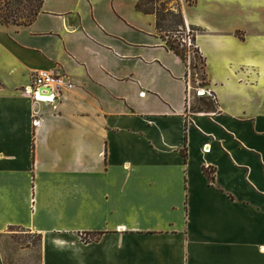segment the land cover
<instances>
[{"label": "crops", "instance_id": "crops-1", "mask_svg": "<svg viewBox=\"0 0 264 264\" xmlns=\"http://www.w3.org/2000/svg\"><path fill=\"white\" fill-rule=\"evenodd\" d=\"M139 1L0 23V237L40 235L41 264H264V22L242 18L264 0H180L217 102L200 112ZM41 69L76 83L57 109L22 92Z\"/></svg>", "mask_w": 264, "mask_h": 264}, {"label": "trees", "instance_id": "trees-1", "mask_svg": "<svg viewBox=\"0 0 264 264\" xmlns=\"http://www.w3.org/2000/svg\"><path fill=\"white\" fill-rule=\"evenodd\" d=\"M161 1L160 7H158L160 0H140L137 7L141 11L156 14L158 31L162 34L170 49L187 63H189V54H191V63L188 65L192 71L193 83H196V74L200 75V68L202 69L201 80L207 84L206 60L196 46L197 35L203 29L198 26L191 27L195 45L188 47L182 41L187 26L180 0H176V7H168L165 0ZM43 5L44 0H0V23L17 26L29 25L42 11ZM199 61L201 65L198 64ZM199 99V103L194 104L192 107L193 112L216 111L217 102L212 97L205 96ZM183 154L187 158L186 150L183 151ZM204 172L211 183L215 182V168H205Z\"/></svg>", "mask_w": 264, "mask_h": 264}, {"label": "rangeland", "instance_id": "rangeland-1", "mask_svg": "<svg viewBox=\"0 0 264 264\" xmlns=\"http://www.w3.org/2000/svg\"><path fill=\"white\" fill-rule=\"evenodd\" d=\"M165 1L168 7H176V0ZM161 2L160 0L158 7H160ZM242 18L245 25L248 26L249 35L262 33L263 30L258 26H252V22H264V7L249 8ZM198 64L201 65L200 61ZM199 73L200 75L196 74L195 76L196 83L194 85L205 86L206 84L201 80L202 69L200 68ZM196 99H198V96ZM194 104L192 101V107ZM0 248L6 264H41V237L38 234L28 232L24 228L10 227L8 233L0 237Z\"/></svg>", "mask_w": 264, "mask_h": 264}, {"label": "built area", "instance_id": "built-area-1", "mask_svg": "<svg viewBox=\"0 0 264 264\" xmlns=\"http://www.w3.org/2000/svg\"><path fill=\"white\" fill-rule=\"evenodd\" d=\"M182 41L188 47L195 45L192 30L189 26H187V30L183 35ZM190 63L191 54H189V64ZM189 80L187 104L190 109L192 107V101L196 96H209L216 100L215 95L212 94L210 90H207L206 85H194L192 81L191 69L189 70ZM75 88L76 83L67 73L41 69L34 73L30 83L22 88V92L30 96L34 102L48 103L51 104L54 109H57L63 97ZM35 122L37 123L38 120H34V123ZM204 150H209L208 144L204 146Z\"/></svg>", "mask_w": 264, "mask_h": 264}]
</instances>
